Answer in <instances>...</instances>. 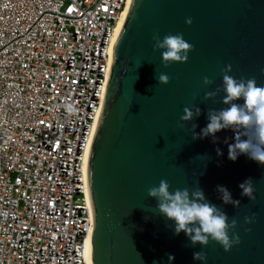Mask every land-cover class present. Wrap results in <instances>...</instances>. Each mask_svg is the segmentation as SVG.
Returning a JSON list of instances; mask_svg holds the SVG:
<instances>
[{"label":"water","instance_id":"water-1","mask_svg":"<svg viewBox=\"0 0 264 264\" xmlns=\"http://www.w3.org/2000/svg\"><path fill=\"white\" fill-rule=\"evenodd\" d=\"M178 33L193 51L186 63L165 67L161 50L153 51V36ZM228 65L230 76L255 78L264 86V0L131 1L114 45L86 171L94 217L92 264H201L194 252L207 254L205 264H264V165L246 155L228 158L232 129L192 138L193 125L197 134L207 126L209 109L228 107L222 103L221 75ZM160 73L170 77L169 84H158ZM206 76L213 80L210 86L203 84ZM217 89L216 97L205 100V93ZM196 106L201 114L181 122L183 109ZM249 178L255 201L239 188ZM161 179L170 190L202 189L229 223L237 220L232 231L240 243L225 252L215 241L193 247L185 233L175 234V222L160 215L157 201L147 196ZM217 186L227 188L239 208L224 204Z\"/></svg>","mask_w":264,"mask_h":264},{"label":"built area","instance_id":"built-area-1","mask_svg":"<svg viewBox=\"0 0 264 264\" xmlns=\"http://www.w3.org/2000/svg\"><path fill=\"white\" fill-rule=\"evenodd\" d=\"M128 2L0 0V264H89L86 171Z\"/></svg>","mask_w":264,"mask_h":264},{"label":"clouds","instance_id":"clouds-1","mask_svg":"<svg viewBox=\"0 0 264 264\" xmlns=\"http://www.w3.org/2000/svg\"><path fill=\"white\" fill-rule=\"evenodd\" d=\"M192 24L191 18L186 20ZM153 51L161 50L162 63L168 67L171 63H186L188 54L193 51V45L188 43L182 33L168 34L162 39L159 34L153 36ZM232 71L231 65L221 70L223 91L225 93L222 103L228 107L220 110L209 109L208 124L201 132H195L193 125L192 138L201 139L208 136L215 137L216 133L232 129L235 133L234 143L228 146V158L235 161L238 156L246 155L254 162L264 165V86H258L255 78L236 79L228 73ZM158 84L167 85L170 77L160 73L157 77ZM204 86L213 84L207 76L203 78ZM220 89L205 93V100L213 99L219 94ZM243 100V104L236 101ZM65 110L69 115L77 111L74 104L66 103ZM201 114V109L196 106L195 111L189 107L183 109L180 121L189 123ZM217 153L220 150L217 149ZM241 195L255 201L253 181L249 178L239 185ZM171 185L167 180L161 179L158 186L148 188V198L157 201L156 210L160 215L175 222V234L185 233L193 247L200 245L206 247L209 241L218 243L225 252L240 243V237L234 231L237 220L233 218L229 223V216L215 204L210 203L202 189L196 187L176 188L170 190ZM224 204H231L239 208L240 201L234 200L231 193L224 186H217ZM245 223H251L253 218L246 216ZM232 232L230 235L229 233ZM193 259L205 264L207 254L194 252ZM174 260L169 256V261Z\"/></svg>","mask_w":264,"mask_h":264},{"label":"bare ground","instance_id":"bare-ground-1","mask_svg":"<svg viewBox=\"0 0 264 264\" xmlns=\"http://www.w3.org/2000/svg\"><path fill=\"white\" fill-rule=\"evenodd\" d=\"M131 1L129 0L128 4H127V8L125 9V12L122 14L120 20L118 21L115 31H114V45L116 42V39L118 38V35L120 34L123 25L127 19L128 13H129V9H130V5H131ZM86 252L88 255V260H89V264H92V249H91V241L88 240L87 245H86Z\"/></svg>","mask_w":264,"mask_h":264}]
</instances>
